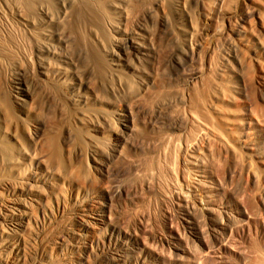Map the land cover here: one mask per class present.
Returning <instances> with one entry per match:
<instances>
[{
  "label": "rangeland",
  "instance_id": "374dc122",
  "mask_svg": "<svg viewBox=\"0 0 264 264\" xmlns=\"http://www.w3.org/2000/svg\"><path fill=\"white\" fill-rule=\"evenodd\" d=\"M154 1H130L127 7L130 32L133 29L136 30V22L141 21L148 11L147 8L151 7ZM163 1L166 13L170 16L168 18L172 20L174 10L173 6L171 8V2L173 0ZM18 3L22 4L20 0H0V44H3V47L9 46L10 48H6L12 52L13 39L15 45L20 47H18L19 50L24 49L22 46L25 43H23L24 40L19 42L21 37L16 33L20 25L13 9ZM213 3L210 2L207 16L203 17L199 10L194 11L198 34L188 44L184 43L181 35L177 34V36L172 28H168L157 40L155 49L161 64L160 89L152 94V97L141 96L143 99L138 98V101L137 98L136 100L133 98L135 95L129 94L130 99L129 97L121 99L119 95V83L127 87L132 94L140 92L139 79L125 69L122 71L123 76L119 79L120 81L106 82L109 67H113V63L118 61L113 57L112 52L117 54L119 51V54H122L120 48L113 45L114 40L121 45L122 34L113 36L111 31L104 29L107 36V50L106 52L95 51L94 45L89 41L88 33L85 32L90 24H86V28L85 23L77 16L82 3L75 1L70 5L71 7L69 6V10L67 9L68 15L64 17L59 29L67 38L68 44H65L64 50L67 49L66 53L74 63V67L71 65L59 67L66 72L67 79L59 81L58 78H53L49 83H44L36 61L28 58L26 61L16 56L13 58L12 52L8 56H0V109L4 114L19 115L16 103L18 99L15 96L21 98L25 94L26 83L30 85L32 93V98L28 102L38 105L44 120H52L53 117L61 118L60 125L54 132L57 139L61 140L63 136H66L67 130H84L77 123L82 117L87 121L85 123L90 130L105 124L109 127L107 133L112 139L124 137L125 145L121 156L107 158L104 151L100 150L95 154L87 152V156L79 158L77 162L81 163L86 170L94 172L101 166L105 167L107 200L113 223L135 234L139 240L146 239L164 256H169L166 255L169 251H172L170 256H173L171 243L173 237L179 235L188 241L186 243L190 244V246L188 244L189 247L195 248L198 252H196L197 256L195 255L199 262L197 264H251V262L256 264L255 258L264 254V238L260 239L261 235L252 231L250 235L255 240L249 235L252 239L250 240L247 236L237 235L230 229L225 232L214 221L199 218L198 213L193 215L192 225L189 226L186 223L188 215L185 216L184 211L178 208L183 199L181 191L184 189V184L179 185L174 182V175H172L174 173L170 176L168 174L169 177L165 174L166 176L162 181L161 178L160 182L150 180L146 171L151 160H159L162 164L169 166V162L174 159L176 161L175 156L170 161L169 155H173V150H179L185 162L181 166L177 160V165L172 168V172L184 167L183 171L188 184L194 185L193 180H197V176L205 173L204 175L213 178V186L216 185V180H219L223 189L234 193L235 199L239 197L257 208L262 210L264 208L262 204L264 203V148L254 145L255 143L250 139L252 138L251 129L264 127L262 85L264 0H213ZM20 4L18 6L20 9L22 7L23 13L29 14V10L24 5L20 7ZM46 4L49 13L53 14L52 17L60 14L57 12L59 5L56 1L48 0ZM157 19L156 14L150 20L147 19L146 25L151 34L156 31ZM108 35L113 38L108 40L110 38ZM26 47L28 45L25 46L27 52L29 50ZM64 50L60 51L62 56L65 53ZM86 50H94L97 53L95 54L97 63L86 57ZM20 52L24 50H20L18 54ZM26 55L29 56V52ZM19 61L21 64L17 63ZM179 64H182V67H179ZM18 66L21 70H18L20 69ZM19 72L24 73L22 74L24 76H21L23 78H20ZM101 82L102 85L109 83L112 91L100 88ZM77 86L80 87L83 97H76L73 93L72 95H75V102H73L71 98H68L70 94L63 95L66 92L70 93L73 90L72 87ZM18 89L23 91L20 90V92ZM85 98L88 100L86 106L83 103ZM230 98H232L231 102H229ZM125 105L132 107L134 119V128L126 131L122 128V121L118 120L123 115L121 110ZM117 108L120 111H115ZM83 112L85 113L82 114ZM148 114L154 121L148 117ZM41 134L44 135L41 122L36 119L26 132H19L16 135L17 142L0 128V161L20 159L22 157L20 151H32L34 144L40 140ZM166 144H169L171 148L167 147L165 150H173L170 152L168 150L165 153L167 155L164 156L162 151ZM71 146L73 149L77 147L74 140H71ZM10 176L11 173L7 170L0 171V178H10ZM155 183L160 184H157V187ZM9 199L4 204H1L0 200V215L10 210L9 207H13L14 203L19 204L22 209L23 201L16 203L12 198L9 197ZM47 206L49 209L47 208V211L45 209V212L49 218L43 221L42 213L38 210L36 203L32 202L34 216L29 218L28 222L23 218L24 224L18 227L17 235L24 238L29 254L24 264H84L80 258V251L75 246L77 242L75 234L78 230L76 218L72 215H65V217L57 215L55 218L58 217V220L51 224L55 221V218L51 219V211L53 215L55 213L51 198H48ZM219 211L215 210L217 212L215 217L220 215ZM10 225V220L0 219V230L8 232ZM202 226L206 233L205 239L208 240L206 242L205 239L200 241L194 239ZM226 236L229 239H225ZM241 238L245 240L242 241ZM221 239L228 243L225 242L226 245L221 243L222 241H219ZM202 242L209 245L212 251L204 248L205 245ZM231 243L238 248L241 245L239 251L235 246L233 249ZM222 244L226 246L224 247L227 251L222 252ZM255 245L258 246L257 249ZM131 248L134 249L136 246L132 244ZM228 248L233 249V252ZM91 249L88 264H141V261L137 262L138 259L131 249L120 258L96 247H89V250ZM206 250L209 255L206 254Z\"/></svg>",
  "mask_w": 264,
  "mask_h": 264
},
{
  "label": "bare ground",
  "instance_id": "6f19581e",
  "mask_svg": "<svg viewBox=\"0 0 264 264\" xmlns=\"http://www.w3.org/2000/svg\"><path fill=\"white\" fill-rule=\"evenodd\" d=\"M53 1H56L57 5H59V10L57 12L60 14L58 15L57 13L58 16L56 17H52L53 14L49 13L46 4L48 0H20L22 3H18L20 4V7L24 5V7L29 10V14L26 12L27 15L23 13L22 7L20 9L18 4L15 6L17 2L14 4L15 8L13 11L20 25L19 31L16 33L21 37L19 42L24 40L23 43L25 42L28 45L26 48L29 50L27 51L29 52V56L26 55L27 52L25 46L27 45H25V43L22 46L24 49H20L22 51L24 50V52H20L18 54L20 51L18 49L19 46L17 47L15 45L14 39L12 40L13 52L8 49L10 48L9 46L6 45L3 47V44H0V56H8L13 53V58L16 56L23 58L26 61L27 58L36 61L39 74L44 83H49L53 80V78H58L59 81L61 79L66 80V72L59 67L67 65L74 67V63L66 53L67 49L66 51L64 50V47L66 46L65 44H68L66 43L67 38L60 32L61 30L59 29L61 28L60 26L64 17L68 15L67 9L69 10V6L75 1L77 3L79 1L82 5L77 16L80 17H78L79 20L81 19V21L85 23V26L88 23L90 24L88 25V27H90L85 32L86 34L88 33L87 35H89L90 38L89 41H91L92 45H94V48L96 49L95 51L99 52V50H102L106 52L107 50V36H105L104 29L111 31L113 36L122 34L121 45H118L117 41L113 39L115 42L113 43L114 47H119L122 54H119V51L117 54L112 52L113 57H115L118 61L113 63V67H109V72L106 73V82H112L114 80L120 81L119 79L123 76L122 71L125 69L129 72V74L139 79L140 92L139 94L137 93L138 95L132 94L129 92L127 87L119 83L120 86L118 92L121 99L128 98L129 94H131L130 96L135 95L136 97L134 96V99L142 98L141 96L149 97V95L151 96L159 91V72L161 70V64H159V56L157 50L155 49L157 40L161 38L162 34H165L168 28H172L173 32H175L176 35H181L184 43L187 42L188 44V42H191L198 34V30L195 25L196 20L194 17V11L199 10L203 17L207 16L206 13L210 10V2L213 3V0H173L171 2V8L173 6L174 16L172 20H170L171 18H168L170 16L167 15L165 10V4L163 5L164 1L155 0L154 3H152V6L147 8L148 11L146 15L143 16L141 14L143 18H141V21L139 20L138 23L136 22V30L133 29L130 32L128 27L130 22L128 19L127 7L129 3H131V0ZM152 14H156L158 17L155 25L156 31L153 34L148 31L146 25L147 19L150 20L153 16ZM110 35H108V37H110L108 40L113 38ZM62 50L65 51L63 56L60 53ZM93 51L86 50V52H84L86 53V57L88 56V58H90L93 62L97 63V55H95L97 53L95 51L94 53ZM187 56H189V54H187ZM17 63L21 64V61ZM179 65V67H182V64ZM18 68H20V66H18ZM18 70H21V68ZM22 74L24 73L19 72L18 75L20 78H23L21 77L24 76ZM262 85L264 88V76L262 77ZM99 86L107 91H112V86H110L109 83L102 85L101 82ZM45 87L47 88V86ZM72 89L73 90L70 93L66 92L63 93V95L65 96V94H70V97L68 98H71L73 102H75V95L79 98L83 97L81 96L79 86L75 88L72 87ZM20 90L23 91V89ZM73 93H75V95H72ZM15 97L18 99L16 103L20 114L15 115L13 113V115H8L4 114L0 109V128L3 129L9 137H12L13 140L17 142L16 135L19 132H26L30 128L31 123H33L36 119L40 120L44 135L41 134V138H43H40V140L34 144L32 151H20V155L22 156L20 159L13 158V161H0V171L7 170L11 173L10 178H0L1 204L9 201V197L12 198L13 202H24L23 205L21 204L22 209L19 207V204L16 205L14 203L13 207H9L11 208L10 210L0 215L1 220H10L11 222V227H9L10 230L8 232L0 230V264L25 263L29 254L23 241L24 238L22 239L17 235V231L19 230L18 227H21V225L24 224L23 218H25L28 222L29 218L34 216L35 210L31 207L32 202L36 203L38 210L42 213V220L44 221L45 219H48L49 217L45 212V209L46 211L47 208L49 209L47 206L48 198L52 199L55 207L54 215L51 211V219H54L57 215L61 217H65V215H72L76 218L78 230L75 234L77 240L75 246L80 251V258L84 264L89 263V258L92 253V249L89 250V247L99 248L103 252L110 253L115 257L117 256V258L122 257L125 252L131 249L135 257L138 259L137 262L141 261V264L199 263L197 262V258H195V255L197 256L198 252L195 251V248L193 249V247H189L190 244L186 243L188 241H185V238L180 237L179 235L177 237L174 236L173 242L171 243L173 246V256H170L172 251H169V254H166L169 256H164V254L161 255L162 253L160 254L154 248V245H150L148 243L149 241L146 239L144 241L141 238V240H139L135 234L127 232L111 220L109 203L107 200L108 187L107 172L105 167L101 166L94 172L92 170H86L81 163L77 162V160H79V158H85L90 152L95 154L100 150L104 151L107 158L121 156L122 149L125 145V139L123 136L112 139L107 133V129H109V127L105 124L100 126L98 125L90 130L85 123V118L82 117V119L78 120L77 123L78 126L82 127L84 130H67L66 136H63L62 139L59 140L54 136V132L60 125L61 118L58 119L57 117H53L52 120H44L38 105L28 102L29 99L32 98L29 84L25 83V94L21 98L17 95ZM133 98L131 97V99ZM87 101L88 100L86 98L83 100L85 106L88 105ZM231 101L232 98L229 99V102ZM122 110L121 112H123V115H121V119L118 120L122 121V123H120L122 124L124 131L134 128L132 107L130 105H125ZM115 111L120 110L117 108ZM84 113L85 112L82 114ZM148 117L151 118L149 114ZM151 120L153 119L151 118ZM251 131L252 138L250 139L255 143L254 145H259L260 148H264V127H254ZM71 140H74L77 145L74 149L72 146L70 147ZM168 145L169 144H166L162 151L164 156L167 155L165 153L169 150H165L169 147ZM172 150L173 149H170L169 152ZM172 153L173 155H169L171 158L168 156L169 160L171 161L175 156L176 161L178 160V163H180L181 166L184 165L185 161L181 151L173 150ZM176 161L175 159L172 160L169 162L170 165L168 166L167 164H162L159 160H151L146 171L150 180L160 182V179L162 178V181L163 177L166 176L165 174H167V176L169 174L170 176L171 173H174L172 175H174L173 179L175 181L173 179L172 180L176 182V184H184L183 187L186 191H184V189L181 191L183 199L180 201L178 208L184 211L185 216L188 215L186 223L189 224V226L192 225L193 215L198 213L201 216H198L199 218L214 221L215 224L224 231L230 229V231H234L233 233H237V235L240 234L245 237L247 236V238H250V234L254 231L253 233L256 232V234L261 235L260 239L261 237L264 238V208L263 210L259 207L257 208L252 203L250 204L249 201L247 202L245 199H239V197L235 199L234 193L223 189V186H221L220 183L221 181L219 180H216V185L213 186V178L209 175H204V170L199 171L203 174L201 176H197V180H193L194 185L188 184L186 174H184L183 171L184 167L178 168V171L172 172V168L177 165ZM157 184L159 185L160 183ZM39 198L45 199L40 200ZM215 210H220V215L218 214V216L215 217V213L217 214ZM194 217L196 218L197 215ZM56 220H58V217H56L55 221H52L51 224L56 223ZM237 235L235 234V236ZM205 237V229L204 226H202L197 236L193 238L200 241L204 240ZM226 238L227 236L225 239ZM243 239L242 241L245 240ZM206 240L207 239H205V242ZM223 240L221 239L219 241H222L221 243H228L226 240ZM250 240L252 239L250 238ZM202 243L205 245L204 248L209 249V251L211 250V247H208L209 245H206V243L204 244V242ZM132 244H134L136 248H131ZM220 245L221 244L219 243V247ZM225 245L222 244V252L227 251L225 249ZM231 246L233 248L235 245L233 246L232 244ZM239 247L241 248V245ZM257 247L258 246H256V249ZM240 248L237 250L239 251ZM233 249L229 250H232L233 252ZM206 251L205 252L207 254L208 250ZM217 251H219V249ZM240 252L242 253V251ZM256 254H258V252ZM262 254L258 255V258H255L257 259L256 264H264V254ZM234 255H236V253Z\"/></svg>",
  "mask_w": 264,
  "mask_h": 264
}]
</instances>
